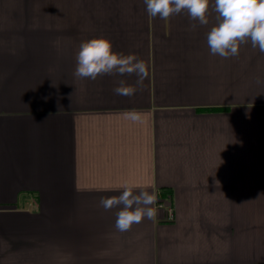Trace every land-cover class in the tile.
Instances as JSON below:
<instances>
[{"label":"crops","instance_id":"crops-1","mask_svg":"<svg viewBox=\"0 0 264 264\" xmlns=\"http://www.w3.org/2000/svg\"><path fill=\"white\" fill-rule=\"evenodd\" d=\"M206 15L0 0V264H264V53L247 40L211 54L215 0ZM98 37L146 63L143 85L74 76ZM121 80L136 93L115 94ZM133 109L142 124L124 118ZM125 182L156 192L157 217L120 232L123 206L100 200Z\"/></svg>","mask_w":264,"mask_h":264},{"label":"clouds","instance_id":"clouds-1","mask_svg":"<svg viewBox=\"0 0 264 264\" xmlns=\"http://www.w3.org/2000/svg\"><path fill=\"white\" fill-rule=\"evenodd\" d=\"M150 17L168 20L172 15L187 10L192 20L207 25L210 0H144ZM218 23L207 34V44L213 55L227 59L239 55L240 44L251 41L252 47L264 53V0H215ZM195 27V25H193ZM112 42L104 37L92 38L80 45L74 76L95 80L103 74L137 76V85H143L148 77V66L135 54L124 55L112 50ZM137 87L124 80L114 89L115 94L132 96ZM51 115V114H50ZM134 124L144 122V113L130 110L123 114ZM135 184L125 182L122 193L108 198L102 197L100 204L105 210L123 206L117 213L115 227L120 232L129 231L144 218L155 221L158 196L155 191H141L134 194Z\"/></svg>","mask_w":264,"mask_h":264},{"label":"built area","instance_id":"built-area-1","mask_svg":"<svg viewBox=\"0 0 264 264\" xmlns=\"http://www.w3.org/2000/svg\"><path fill=\"white\" fill-rule=\"evenodd\" d=\"M167 207H168V215H167V218L169 220H172L174 218V210L171 207V205H168Z\"/></svg>","mask_w":264,"mask_h":264},{"label":"trees","instance_id":"trees-1","mask_svg":"<svg viewBox=\"0 0 264 264\" xmlns=\"http://www.w3.org/2000/svg\"><path fill=\"white\" fill-rule=\"evenodd\" d=\"M169 193H170V190L164 189V190H162L160 192V196L161 197H166V196H169L170 197Z\"/></svg>","mask_w":264,"mask_h":264}]
</instances>
